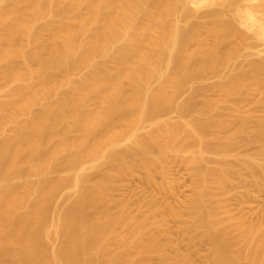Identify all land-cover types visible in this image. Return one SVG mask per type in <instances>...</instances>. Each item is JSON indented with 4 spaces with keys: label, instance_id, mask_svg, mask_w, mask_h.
Here are the masks:
<instances>
[{
    "label": "bare ground",
    "instance_id": "obj_1",
    "mask_svg": "<svg viewBox=\"0 0 264 264\" xmlns=\"http://www.w3.org/2000/svg\"><path fill=\"white\" fill-rule=\"evenodd\" d=\"M202 1L219 3L223 9L218 4L220 8L199 15L208 20H189L194 12L189 0H64L61 6L53 0H10L1 5L0 87L11 79L16 85L0 98V125L14 122L0 139V264H149L159 245L149 235L147 218L126 214L124 205L110 211L104 204L108 210L93 217L86 212L101 198V206L110 201L109 190L119 174L138 165L152 180L154 169L165 170L167 155L180 156L191 148L192 139L199 143L191 155L197 162L194 194L184 206L212 238L203 264H264V216L254 222L239 217L234 230L228 229V219L215 216L223 199L211 187L231 186L230 176L244 161L250 179L243 183L264 188V162L231 158L247 144H254L258 156L264 155V55L233 59L250 37L238 22L264 29V0ZM231 10L238 11V17L224 15ZM45 12L51 18L36 27V18ZM183 19L184 28L178 24ZM119 39L121 45L104 59L105 49ZM98 55L103 59L93 62ZM79 65L87 67L86 73L58 94V71L70 72ZM47 66L57 74L46 71ZM163 66L170 67L168 73ZM221 70L232 71L212 84L218 95L203 96L200 104L211 114L185 119L200 94L196 89L178 103L182 118L177 123L159 117L177 105L174 95L186 81ZM156 76L161 80L152 89L148 81ZM27 78L31 81L22 83ZM249 90L262 94L259 114L239 109L237 95ZM221 99L230 101L224 107L229 109L226 116L216 109ZM150 116L152 131L139 132ZM232 123L237 126L232 128ZM210 131L211 142L205 139ZM180 134L185 137L179 140ZM126 136L130 143L123 147ZM208 153L220 155L210 166ZM86 160L107 165L99 168V179L93 183H85L88 174L81 164ZM78 165L81 170L76 173ZM61 169L68 174H59ZM67 180L80 186L79 196L62 214H50L54 192ZM31 191L36 198L29 201ZM23 203L26 211L18 212ZM170 211L182 216L172 207ZM59 236L62 243L53 244ZM237 239L244 245L231 250V241ZM132 254L138 259H130ZM157 257L159 264H194L189 255L182 263L163 253Z\"/></svg>",
    "mask_w": 264,
    "mask_h": 264
},
{
    "label": "rangeland",
    "instance_id": "obj_2",
    "mask_svg": "<svg viewBox=\"0 0 264 264\" xmlns=\"http://www.w3.org/2000/svg\"><path fill=\"white\" fill-rule=\"evenodd\" d=\"M9 1L10 0H0V7L1 5L9 3ZM50 1L52 2V0ZM53 1L54 3L58 1L60 3L61 1L64 0H57V1L53 0ZM251 1L257 2L258 0H250V2ZM197 2L200 4H198ZM61 3L60 6L64 4ZM189 3L190 4L187 5H190L191 8L193 7L192 9L194 11L192 15H190L191 17L189 16L190 17L189 20H205V19L208 20L210 18L209 16L202 17L199 15H201V13H203L208 9H213V8L218 9L220 7L221 8L223 7L219 3L218 4L221 5L220 7L218 6L217 3L205 4L202 0H189ZM231 11H228L229 13L226 12V14L224 15L226 17H229L237 14L235 16L238 17V11L236 12H234L233 10ZM45 14L43 15L42 13V16L36 18L35 20L36 27H38V25L39 26L42 25L44 22H46V20H49V18H51L48 12L47 13L45 12ZM53 15L55 17H58L57 15H61V14L56 15L55 13ZM183 20L178 21L179 22L178 24L182 28L187 26L186 24L187 21L185 20L183 21ZM238 24L241 28L245 29L248 32V34H250V37L247 39L249 43L244 45L239 51V55H237L233 59H235V61L237 62L240 60L244 61L249 58H257L264 55V29H257L255 24L251 26L248 24L249 27L243 23L238 22ZM43 33L46 32L44 31ZM42 37L46 38L47 35L42 34ZM44 38L43 40H45ZM121 40L125 41L124 38L123 39L121 38ZM121 40L119 39L116 42L114 41L115 43L112 42L110 44V47L105 49V55L104 53L102 54L104 59L108 58L107 56H109V54L111 53L112 54L110 56L113 55L116 49L115 46L116 47L119 46V44L122 42ZM101 58H102L101 55H98L93 57L92 61L96 62L101 60ZM106 60L109 61V63L111 62V60L108 59ZM231 61L232 59H230L228 63ZM231 64L233 63L231 62ZM231 64L229 65L230 67H232ZM79 66L72 68L71 69L72 71L70 72L65 70L66 72L63 73L62 69L58 71L59 76L58 75L57 76L60 77L61 79L60 80L61 82L58 79V81L60 82L57 89L58 94H62L66 92L69 88V83L72 80L78 79V77L80 78L81 75L86 73L87 67L84 65L83 66L81 65L80 67ZM168 67L163 66L164 69L161 68L165 74L168 73L170 69V67L169 68ZM46 69H47L46 71H49V73L53 71L52 68L49 66H47ZM223 70L207 73L205 77L203 75L204 78L199 77V78L190 79V81H186L183 84V86L178 91V93L176 92L177 94H175L176 96L174 95L173 99H175L174 101L177 103V105L184 99L187 100L190 97L189 95H193L192 92L194 90L197 89V92L199 91L200 93V94H196L195 96L196 99H194V103H193L194 105L188 110L189 112H187L184 115L187 121L188 119L191 120L197 117H206L207 115L211 114V112H213V111L206 112V110H204L203 112L200 109L201 108L200 104L202 105L203 96L215 97V94L217 93L215 89H212L214 87L213 85L218 81L225 80L230 75L229 73L232 71V70L231 71L228 70L223 71ZM164 73H162V75ZM159 80H161V77H157V76L154 78L152 77L151 81H148L149 82L148 86L150 87L153 86L152 89H154V86L156 87V85H158ZM30 81L31 79L27 78L23 80L22 83H28ZM4 83L5 84L2 87H0V98L4 97L5 90L11 89L16 85V82L12 81V79L7 80ZM261 95L262 94H260L256 90L254 91L249 90L247 94L237 95L239 102L238 103L239 109L241 111L249 109L256 114H259L260 110L258 107L257 100L261 97ZM229 103H230L229 100L225 101L221 99L219 102H217L218 107H216V109L219 108L218 109L219 111L220 109H223L222 110L223 113L224 112L228 113L229 109L228 111H226L225 110L226 108L224 107H227ZM41 105L42 103L35 105L33 106V109H38L41 107ZM173 105L172 107L169 108L170 110L165 111V113L162 112L159 115V117L163 119L165 118V120L168 119L170 121L172 120V122L176 120L177 123V120L182 118V114L180 113L179 105L178 106L177 105L173 106ZM225 113L224 115L226 116ZM152 119L153 118L151 116L148 117L147 120L145 119L140 124L139 132L147 133L152 131L153 129ZM13 124L14 122H6L0 125V139H2L6 135V133H8V131L13 127ZM232 124L230 125L232 128H235L237 126V125L234 126V123ZM181 127L184 128L182 125ZM182 128H180L179 126V129ZM180 131L181 130H179V132ZM209 133L205 139L211 142L213 140V134H212L213 132L210 131ZM185 136L181 135L179 137V140ZM128 139L127 136L121 139L123 141L121 142V145L123 147H125V145H129L130 139L129 140ZM192 140L193 142L189 140L191 143L189 144L190 145L189 147L191 148H189V150L187 151L182 152L180 156L174 155L172 152H170V154L167 155L164 161L165 170L161 168L154 169L151 172L152 180H149L148 172L144 168L138 165H135L131 170H129L126 173L119 174L113 181V184L109 190L110 201L108 203L102 202V206H101V200H102L101 198L98 204H96L97 207L93 206L90 209H88L86 212L88 217H93L99 215L98 212L101 213L103 210L110 209V211H116L120 207V205H124L126 207V214L133 215L134 217L147 218L151 223L149 227V229H151V231H149V235L151 234L154 235L159 245V250L155 252L153 256L149 259V264H159V260H157L159 259L157 257L158 253H163L164 255L172 259L175 258L176 261H178L179 263H182L186 255H189L190 259L192 260V262H194V264H203L205 257L208 256V254H210L211 244H212L211 243L212 238L210 234L208 235V233L210 232L207 233L203 227L198 225L196 221L186 211L184 206L185 203L194 194V179L196 176L195 170L197 167V162L191 160V155L193 154V151H195L196 148L199 146V143L194 139ZM234 153L235 154L231 155L232 159L239 160V158L241 157H245V158L250 157L256 162H264V155L258 156L256 154L254 144L242 145L238 147ZM218 158H220V155L214 153H208L207 154L208 161L206 162V165L210 166L215 164V162L217 161L216 159ZM92 163H93L92 161L90 162L86 160V162L81 164V166L83 167L82 168L83 171L86 173V175L88 174L86 177L87 180L85 179L86 180L85 183H93L97 181L99 179L98 171L107 168V165L102 160L99 166H96V164H94L95 165L94 166ZM81 166H79L78 168L76 167L75 170L77 169L78 171H80ZM75 170H72L71 172L74 174L75 172L77 173L78 171ZM66 172H67L66 170H63L58 173L59 174L64 173L62 175H65ZM66 174H68V172ZM244 179L249 180L250 175L247 170L246 163L242 161L236 165L235 172L232 173V175L230 176V180L232 184L231 186L225 189H220L217 185L211 184L212 190L218 194L219 198L223 199L222 204L219 205L216 209L215 216L219 219H226V220L228 219L227 222L230 224L228 229L232 231L235 228L234 222H236L239 217H243L246 220L254 222V221H258L259 219L262 218V216H264V188L260 189L256 185L244 184L243 183ZM65 182L61 183L57 187V190H55L54 192V196L48 207V210L51 211L50 214H52V212H55L53 215H56L57 213L62 214L63 212H65L64 210H66L69 207V205L71 206L79 196L81 189L80 186L76 185L74 182L70 180L69 181L67 180ZM88 192H87L88 194L90 195L92 194L91 191ZM27 197L29 201L34 200L36 198V193L31 191ZM206 198L210 199L211 197L210 195H206ZM104 204L108 207V209ZM103 206L104 209L102 208ZM99 207H101L100 210ZM171 207L177 211H181L182 216L180 218H177L173 214H171L170 211ZM26 209H27V204L24 205L23 203L21 207L18 209V212H24L26 211ZM118 229L121 228L119 227ZM231 235L234 238L235 233L231 232ZM231 235L228 236L230 237ZM51 242L55 245H60L62 243V237L60 236L54 237L51 240ZM242 245H244L243 240H238V239L236 241L232 240L230 243V249L235 250ZM138 257H139L138 254L130 255V259L133 260L134 259L137 260Z\"/></svg>",
    "mask_w": 264,
    "mask_h": 264
}]
</instances>
